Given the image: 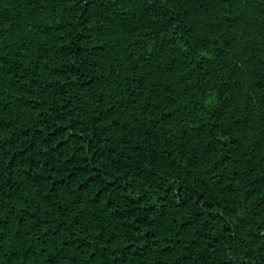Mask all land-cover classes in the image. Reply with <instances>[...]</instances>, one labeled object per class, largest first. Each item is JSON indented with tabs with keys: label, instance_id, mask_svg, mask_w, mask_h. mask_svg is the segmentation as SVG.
I'll return each instance as SVG.
<instances>
[{
	"label": "trees",
	"instance_id": "obj_1",
	"mask_svg": "<svg viewBox=\"0 0 264 264\" xmlns=\"http://www.w3.org/2000/svg\"><path fill=\"white\" fill-rule=\"evenodd\" d=\"M0 264H264V0H0Z\"/></svg>",
	"mask_w": 264,
	"mask_h": 264
}]
</instances>
